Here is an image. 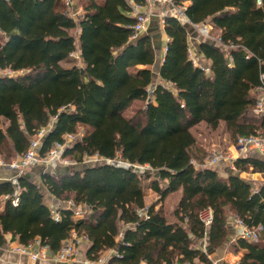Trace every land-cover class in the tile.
Returning <instances> with one entry per match:
<instances>
[{
	"label": "trees",
	"instance_id": "16d2710c",
	"mask_svg": "<svg viewBox=\"0 0 264 264\" xmlns=\"http://www.w3.org/2000/svg\"><path fill=\"white\" fill-rule=\"evenodd\" d=\"M144 1L86 0L77 23L62 0H0V70L14 72L0 75V157L11 162L23 155L37 131L52 124L42 155L83 127L66 157L81 163L99 155L130 164L41 175V185L56 199L87 207L81 219L68 208H60L55 219L41 185L26 177H19L18 187L0 183V196H9L0 212V245L10 233L24 246L38 240L55 254L77 232L88 238L91 260L117 249L107 264L196 259L214 264L195 239L207 236L211 247L222 246L228 217L234 215L250 227L261 226L258 240L236 241L235 248L242 250L238 264H264V182L253 184L239 174L264 172L263 159L240 156L234 161L237 173L222 177L199 156L191 131L202 122L212 129L224 122L235 141L264 132V113L254 112L257 94L252 93L264 85V0H189L187 17L193 23L209 20L225 45L199 43L208 71L190 56L185 24L167 16L161 81L151 68L157 59L152 36L134 38L132 2ZM76 27L86 45L82 65L71 57L77 50ZM135 100L146 104L126 115ZM135 165L148 169L139 172ZM151 172L157 176L149 181ZM146 187L160 201L181 190L175 221L156 203L147 204ZM207 208L214 215L208 229L199 217Z\"/></svg>",
	"mask_w": 264,
	"mask_h": 264
},
{
	"label": "built area",
	"instance_id": "2783aa9c",
	"mask_svg": "<svg viewBox=\"0 0 264 264\" xmlns=\"http://www.w3.org/2000/svg\"><path fill=\"white\" fill-rule=\"evenodd\" d=\"M64 5L68 8V14L75 21L78 18H81V11L83 8L77 3V0H62ZM134 8V14L136 15L137 21L133 25L134 29V38L141 35L148 28V24L150 23L151 18L156 15L160 20L161 24L164 26L165 18L167 16H175L179 21L183 24H190L193 27H196L200 34L210 38L211 30L213 26L210 23L204 22L201 24L193 23L186 15L185 10L187 8L186 2L177 3L176 0H145L144 4H135L132 2ZM159 9L158 13H155L156 10ZM215 42L225 47V45L221 42L220 38H216ZM167 49V45L165 46V51ZM194 63L199 64L197 62V58H192ZM5 74H14L13 71L4 70ZM18 73V72H17ZM262 79H264V75H262ZM256 92H258L256 106L254 108V112L256 114L264 113V85H261L256 88ZM49 131V126L43 127L37 131V133L32 137L30 146L26 153L23 155H19L17 159L4 163L5 165L12 168L18 175H22L27 168L33 165H52L56 166L58 163L68 164L69 159H66L65 151L68 146H70L78 137V133H69L64 135V141L56 142L53 148L46 154H41V146L43 141ZM77 135V136H76ZM234 151L237 154L235 157L234 153H230L225 159L231 166V168L237 171L236 166L234 165V161L244 155L254 154L264 161V132H258L250 135H241L238 136L234 145ZM95 156V155H94ZM94 156H87L85 161L93 158ZM222 155L220 153H215L211 159L206 163L207 165H216L222 160ZM110 160V159H108ZM76 162L74 160H70V162ZM196 163V162H195ZM198 165V163H196ZM130 166V165H129ZM136 168V167H135ZM148 169L146 165L145 168L140 171L143 172ZM18 202V198L13 199V204L16 205ZM68 202L72 203L73 200H69ZM68 209H71L74 213L75 219H81L85 216V212L87 207L76 205L72 203L71 206L64 205ZM79 207V208H78ZM54 212V218L59 219L60 212L58 208H52ZM147 210H143L140 212L144 217H148ZM213 211L210 208L204 209L200 212L199 217L206 229H208L213 222ZM236 229V235L238 238H243L248 241H256L259 239L261 226L250 227L248 226L241 218L237 216H230L228 219ZM88 240L86 235L82 234L80 237L75 236L71 238V240H66L61 250L52 255L57 260L67 261L71 259L77 258L79 255L80 242L82 238ZM23 252L26 251V248H20ZM50 255L47 253H34L32 258L34 260L39 258L48 259ZM104 262L103 259L98 258L96 260L85 259L83 264H102ZM176 264H205L200 260L196 259L194 261H183Z\"/></svg>",
	"mask_w": 264,
	"mask_h": 264
},
{
	"label": "crops",
	"instance_id": "0c3cea01",
	"mask_svg": "<svg viewBox=\"0 0 264 264\" xmlns=\"http://www.w3.org/2000/svg\"><path fill=\"white\" fill-rule=\"evenodd\" d=\"M185 2L187 5L190 4L189 0H187ZM158 12H159V10H156L155 13H158ZM158 22L159 21H158L157 16L154 15L151 18V21L148 25L147 33H144V34L154 35V33H157V32L161 33L163 41H164L163 43H164V45H167L169 38H168V36L164 30V26L162 24H158ZM204 22L210 23L213 26V29H215L214 25L209 20H206ZM204 22H202V23H204ZM198 24H201V23H198ZM197 38H198L197 32L195 31L194 28H192L191 32L189 31L190 51H192V48H193V50H194L193 54L200 61L199 64L205 66L207 68V71H208L209 70L208 67H209L210 62L207 59H205L204 56L202 55V53L199 51V43L203 40L197 39ZM191 42H193V43H191ZM81 51H82V49L79 52V58H78L79 59V63H78L79 65L83 64V61L80 57ZM74 53L71 54V57L74 56L73 55ZM190 53H192V52H190ZM164 55H165V52L162 53V58H161L160 64H162V61L164 59ZM74 58H75V56H74ZM159 68H160V66H159ZM0 72H2V70H0ZM156 74H157L156 81H161V79L159 77V70H157ZM255 92H256V88L252 89V93H255ZM51 127H52V124L49 125V130L51 129ZM232 153H234V152H232ZM236 155L237 154L234 153L235 157H237ZM17 157H14L11 161L17 159ZM4 163H9V162L4 161L0 157V183L12 182L14 185H16L18 187V179L21 176L26 177L35 183L41 182V178H40L41 176L39 174H36V171H34V168H32L33 172L30 171V172H25L22 175H18L12 168L5 165ZM36 166H38V165H36ZM216 170L219 172L220 176L225 177V178H227L230 174H236L237 173V171H235L231 168L229 163H228V165H227V163H225V165L221 164V166L217 167ZM25 171H27V169ZM239 174L241 177L252 182L253 184H258V183L264 182V172L242 171ZM43 189H44V192L46 194V195L44 194L46 201L47 200L50 201V203L48 204L49 206H51V207L53 206L54 208H60V207L64 206V202L56 199L51 193H49L47 191V189L45 187H43ZM177 192L181 193V190H179ZM180 196H181V194H180ZM7 198H9L8 195H1L0 196V212L4 211ZM230 216H234V215H230ZM229 217H228V219H229ZM125 228H126V226L123 228V231L125 230ZM81 235L82 234H79L77 232H73L71 234V238L75 237V236L80 237ZM238 239L239 238L236 235V229H235L234 225L228 220V235H227V238H226V240L222 246L217 247V248L211 247V245L208 241V237L206 236L205 238L201 239V242L199 243V245L197 247L202 249L203 251H205L207 253L208 257L213 261L214 264H238V261L242 255V250L235 248V244H236V241ZM22 247L26 248L25 252H23L20 249ZM88 247H89V241L83 237L81 239V242H80V248H79L80 251H79V255L77 256V258L67 260V261H62V260H57L54 257H51L53 255L51 250L47 247L41 246L40 242L38 240L34 241L32 244H30L28 246H24L23 244H21L18 241V239H13L12 235L10 233H6L4 235V243L2 245H0V264H83L85 259H89L86 255ZM43 252L50 255V257L48 259L39 258L36 260H34L32 258V255L34 253H43ZM103 253L104 254L106 253L107 258L109 260V258L112 255L117 253V249L106 250ZM107 263L108 262H106V264ZM142 264H146V263L144 262Z\"/></svg>",
	"mask_w": 264,
	"mask_h": 264
},
{
	"label": "rangeland",
	"instance_id": "374dc122",
	"mask_svg": "<svg viewBox=\"0 0 264 264\" xmlns=\"http://www.w3.org/2000/svg\"><path fill=\"white\" fill-rule=\"evenodd\" d=\"M85 1L86 0H77V3L83 8V10L81 11V16H83V14L85 13ZM157 10H159V9H157ZM79 20H80V18H78V20H76V22L79 23ZM158 21L160 22L159 19H158ZM159 22H158V24H161V22L160 23ZM185 26L187 27L188 31L191 32L192 28L189 29V26L186 24H185ZM194 29L198 35L197 39H202V40L208 39V40H214L215 41V39L218 37V32L215 29L211 30L210 38L200 34L196 27H194ZM73 33L76 36L77 51L73 54L75 56V58H74V56L72 58L76 59L77 60L76 62L79 63V59H78L79 58V52L82 48L86 47V45L81 44L79 41V33H80L79 27L74 28ZM144 33H147V30H145L142 34H144ZM157 33H154V35L150 34L153 38L154 45H155L156 51H157L156 64L152 67L155 78L157 77L156 73H157V70H159V66L161 65L160 63H161L162 53L165 52V46H166L163 43L164 41L162 38V34L161 33L157 34ZM191 43H193V42H191ZM193 51L194 50L192 48V51H190V52H192V53H190V56L192 58H195ZM196 61L200 62L198 60V58ZM19 73H21V72H19ZM3 74H5L4 70L2 72H0V75H3ZM16 74H18V73H16ZM255 94H257V96H258V92H255ZM145 104H146L145 101L135 100L127 108V110L125 111V114L128 116H131L134 114V112L137 109L143 108L145 106ZM191 131L193 132V134L195 135V137L197 139V144H196L195 148L198 151L199 156H203L204 163H207L215 153H220L223 157L222 160L218 164L211 165V166L213 168H217V167L221 166V164L225 165V163H227V165H228V162L225 158L228 155H230V153H232V152L235 153L234 147H233V145L235 143V137H233L231 135V133L227 130V127H226L224 122H222L220 124V126L216 129H212L205 122H202V123L194 126ZM260 132H261V130H260ZM77 133H78L77 134L78 136L77 135L76 136L80 137L84 133V128L80 127ZM66 159H69L68 164L58 163L56 166L45 165V164H41L38 166L33 165V166H30L29 168H27V171H25V172H30V171L33 172L32 168H34V171H36V174H39L41 176L42 174H44L46 172H56V171L57 172H71L73 170L82 169L83 167H85L87 165H92V164L107 163V164H114V165L123 166V167H129V165H130L128 162L123 161L120 158L108 160V159L101 157L99 155H95L93 158H91L89 160L87 159L86 161L84 160L81 163H78V162L74 163L72 161L70 162V160H72V159H70L69 157H66ZM196 161H198V160H196ZM145 167H146V165H135L134 169L136 171L141 172L140 170L145 168ZM156 176L157 175L154 172L153 173L151 172V175H150L151 178L149 179V181H151L152 179H156ZM37 183L41 185V182H37ZM147 183H148V181L145 182V185H147ZM41 188H42V192L45 194L42 185H41ZM146 193H147L146 194L147 204L156 203L157 204L156 208H162L164 214L166 215V217L169 221L172 222V221H175L177 219L174 215V211H175V209L178 205L179 199H180V194H181L180 192L171 193L163 201H160L159 195L149 187H146ZM68 201L64 202V205L67 204V205L71 206L72 203H75L74 201L72 203H70ZM47 203L49 204L50 201L47 200ZM52 207L50 206L51 209H52ZM60 208H67V207L62 206ZM60 208H58V209H60ZM53 209H54V207H53ZM54 212L52 210L53 217H54ZM69 240H71V237ZM200 242H201V240L195 239L196 247L199 245ZM99 258L104 260V262L102 264H106V262H108V258H107L106 253L105 254L102 253Z\"/></svg>",
	"mask_w": 264,
	"mask_h": 264
},
{
	"label": "water",
	"instance_id": "95a60500",
	"mask_svg": "<svg viewBox=\"0 0 264 264\" xmlns=\"http://www.w3.org/2000/svg\"><path fill=\"white\" fill-rule=\"evenodd\" d=\"M186 25H188L189 26V29L190 28H194L192 25H190V24H186ZM206 40H208V39H206Z\"/></svg>",
	"mask_w": 264,
	"mask_h": 264
}]
</instances>
